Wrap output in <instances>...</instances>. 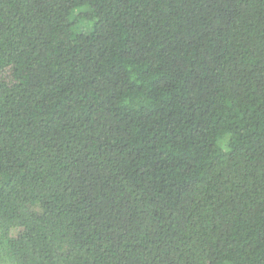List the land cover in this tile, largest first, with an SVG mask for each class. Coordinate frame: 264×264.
I'll use <instances>...</instances> for the list:
<instances>
[{
    "label": "trees",
    "instance_id": "obj_1",
    "mask_svg": "<svg viewBox=\"0 0 264 264\" xmlns=\"http://www.w3.org/2000/svg\"><path fill=\"white\" fill-rule=\"evenodd\" d=\"M0 264H264V0H0Z\"/></svg>",
    "mask_w": 264,
    "mask_h": 264
}]
</instances>
